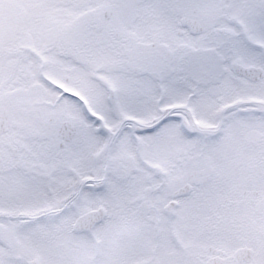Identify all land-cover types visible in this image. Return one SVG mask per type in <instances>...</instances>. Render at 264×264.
Wrapping results in <instances>:
<instances>
[{"label": "snow or ice", "instance_id": "snow-or-ice-1", "mask_svg": "<svg viewBox=\"0 0 264 264\" xmlns=\"http://www.w3.org/2000/svg\"><path fill=\"white\" fill-rule=\"evenodd\" d=\"M0 264H264V0H0Z\"/></svg>", "mask_w": 264, "mask_h": 264}]
</instances>
